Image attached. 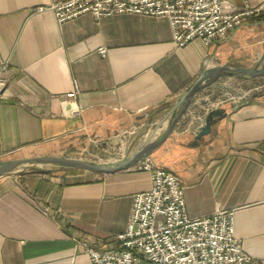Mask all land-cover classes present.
<instances>
[{"label": "crops", "instance_id": "1", "mask_svg": "<svg viewBox=\"0 0 264 264\" xmlns=\"http://www.w3.org/2000/svg\"><path fill=\"white\" fill-rule=\"evenodd\" d=\"M57 1L0 0V63L8 65L0 161L133 153L164 130L203 70L250 69L264 59V12L209 46L194 39L175 47L164 17L85 14L57 24L50 11L32 12ZM262 3L247 0L250 8ZM243 82L222 78L198 92L148 158L179 178L188 218L233 210L243 252L264 264V93L231 107ZM213 110L221 116L195 140ZM149 187V175L132 167L105 175L15 169L0 177V264H90L80 243L107 248L125 230L132 196Z\"/></svg>", "mask_w": 264, "mask_h": 264}, {"label": "built area", "instance_id": "2", "mask_svg": "<svg viewBox=\"0 0 264 264\" xmlns=\"http://www.w3.org/2000/svg\"><path fill=\"white\" fill-rule=\"evenodd\" d=\"M234 1L59 0L35 7L32 12L50 11L57 24L85 14L95 21L115 15L164 17L169 22L175 47H183L194 39L209 46L223 40L249 17L264 12V3L250 8L247 0H239L242 5L235 9ZM97 53L104 56L105 49L99 48ZM7 66L6 61L0 63V98L7 84L4 76ZM261 91H264V80H246L237 85L233 97L240 100ZM77 92L73 87L64 102L73 103ZM71 114H77V110ZM85 154L98 159L87 149L72 158L82 159ZM123 157L124 153L119 159ZM132 169L147 173L150 187L132 196L125 230L107 248L97 250L86 243L80 244L90 264H250L251 258L243 252L233 233V210H218L207 217L190 219L177 176L149 158L138 161Z\"/></svg>", "mask_w": 264, "mask_h": 264}, {"label": "water", "instance_id": "3", "mask_svg": "<svg viewBox=\"0 0 264 264\" xmlns=\"http://www.w3.org/2000/svg\"><path fill=\"white\" fill-rule=\"evenodd\" d=\"M264 77V59L255 67L250 69H232L228 66L221 65L205 69L195 79L191 86L177 99L174 103V112L167 122L164 130L152 141L144 144L137 151L128 153L124 152L122 159L111 162H94L91 160L71 158L65 156H35L27 158H17L5 161H0V177L7 175L15 169L22 166H55L63 170L87 171L96 174H113L132 167L138 161L148 158L150 154L158 148L164 140L170 135L174 127L181 119L186 110L193 103L195 95L206 87L216 83L222 78H231L235 80H252ZM251 96V95H250ZM250 96H245L239 101H234L231 107L240 106L249 100ZM221 116V111L213 110L206 113L204 118V126L195 136L198 140L201 136L208 133L210 125L216 118Z\"/></svg>", "mask_w": 264, "mask_h": 264}, {"label": "rangeland", "instance_id": "4", "mask_svg": "<svg viewBox=\"0 0 264 264\" xmlns=\"http://www.w3.org/2000/svg\"><path fill=\"white\" fill-rule=\"evenodd\" d=\"M261 93H264V91H261V92H259V93H257V94H261ZM127 140V139H126ZM126 140H125V142H126ZM127 147V146H126ZM126 151L128 152V153H131V150H129V149H127L126 148ZM80 152V151H79ZM78 152V153H79ZM88 152H91V150H88ZM78 153H77V155H75V157H79V155H78ZM94 154H96L97 155V158L98 159H95V158H93V157H89L88 155H84V156H81V158L82 159H86V160H91V161H94V162H111V161H114V160H118L120 157H122V155H123V153H124V150L123 149H117V150H115V151H110V153L108 154V153H102V154H99V153H95V152H93ZM91 158V159H90ZM33 167H36V166H22V167H20L21 169H32ZM40 167H42V168H51V169H57V170H59L60 168H58V167H55V166H50V165H44V166H40ZM81 243H86V242H81ZM80 243V244H81ZM87 244V243H86ZM88 245V244H87ZM91 247V246H90Z\"/></svg>", "mask_w": 264, "mask_h": 264}, {"label": "bare ground", "instance_id": "5", "mask_svg": "<svg viewBox=\"0 0 264 264\" xmlns=\"http://www.w3.org/2000/svg\"><path fill=\"white\" fill-rule=\"evenodd\" d=\"M156 133H157V131H156ZM153 136V135H152ZM132 150V149H131Z\"/></svg>", "mask_w": 264, "mask_h": 264}]
</instances>
